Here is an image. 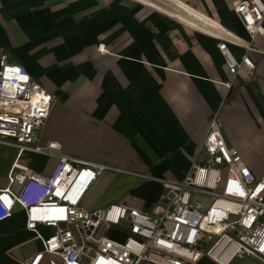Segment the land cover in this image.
<instances>
[{
  "label": "crops",
  "instance_id": "obj_1",
  "mask_svg": "<svg viewBox=\"0 0 264 264\" xmlns=\"http://www.w3.org/2000/svg\"><path fill=\"white\" fill-rule=\"evenodd\" d=\"M240 1L164 0L168 9L153 0H0V49L57 99L40 145L61 144L64 155L109 169L87 192V210L121 203L156 213L164 202L145 207L135 198L141 187L146 194L152 180L164 194V181L183 180L215 116L227 144L255 176L264 175V36L251 43L233 12ZM222 39L238 60L249 54L253 79L240 73L227 86L232 77L218 49ZM30 156L46 160L40 172L24 161ZM17 157L16 149L0 146V190L8 188ZM21 160L42 176L57 162L31 152ZM42 249L26 230L22 208L0 223V264H27Z\"/></svg>",
  "mask_w": 264,
  "mask_h": 264
},
{
  "label": "built area",
  "instance_id": "obj_2",
  "mask_svg": "<svg viewBox=\"0 0 264 264\" xmlns=\"http://www.w3.org/2000/svg\"><path fill=\"white\" fill-rule=\"evenodd\" d=\"M233 12L251 43L264 36V0H242ZM231 37V43H241ZM218 49L232 78H254L249 54L238 60L225 39ZM56 100L0 49V146L18 151L9 186L0 190V223L17 207L24 210L26 230L43 245L27 264H198L203 258L264 264V175L255 176L239 150L227 144L217 116L185 178L163 182L164 206L156 213L121 203L87 210V192L109 169L64 155L61 144L40 145ZM25 152L56 159L52 173L42 176L23 164ZM41 226L52 234L44 237Z\"/></svg>",
  "mask_w": 264,
  "mask_h": 264
},
{
  "label": "rangeland",
  "instance_id": "obj_3",
  "mask_svg": "<svg viewBox=\"0 0 264 264\" xmlns=\"http://www.w3.org/2000/svg\"><path fill=\"white\" fill-rule=\"evenodd\" d=\"M137 1H140V0H137ZM153 1L159 2L160 5H162L163 7H167L168 9H171L170 6H167V5H164L163 4L164 3V0H153ZM158 10L161 11V12H164V13L169 14L166 11H162L160 9H158ZM169 15H170L171 18H173V19H175L177 21H180L179 19L173 17V15H171V14H169ZM189 28H191V27H189ZM191 30H195V29L191 28ZM195 31L198 32L197 30H195ZM208 36L209 37L216 38L215 36H211V35H208ZM235 81H236V79L232 78V80L230 82L231 86L234 85ZM195 160H194V162H195ZM24 161L27 162L32 169H34L35 171L38 172L39 169L42 167V165L44 164V162L46 160L43 159L42 156H30V157H25L24 158ZM160 185H161L160 183L153 182L152 180L148 181L147 186L144 188V192L146 194H143L142 193L143 188L141 187L142 190L138 192L137 197H135V198H137L138 200H140L145 205V207L153 208L154 206L162 205L163 202H164V198H165V192L163 194L162 188L160 187ZM135 192H133V193H135ZM140 193H142V195H140ZM114 236L115 237H119L116 234H114Z\"/></svg>",
  "mask_w": 264,
  "mask_h": 264
},
{
  "label": "bare ground",
  "instance_id": "obj_4",
  "mask_svg": "<svg viewBox=\"0 0 264 264\" xmlns=\"http://www.w3.org/2000/svg\"><path fill=\"white\" fill-rule=\"evenodd\" d=\"M112 171H116V170H112ZM227 258H228L227 256H222V257H219V259H220L221 261H223V262H224V261H226V260H227Z\"/></svg>",
  "mask_w": 264,
  "mask_h": 264
}]
</instances>
